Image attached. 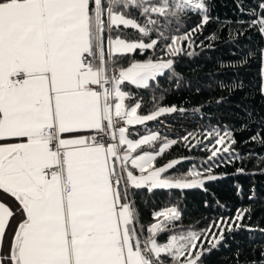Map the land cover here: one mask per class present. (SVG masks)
Here are the masks:
<instances>
[{"label": "snow or ice", "instance_id": "1", "mask_svg": "<svg viewBox=\"0 0 264 264\" xmlns=\"http://www.w3.org/2000/svg\"><path fill=\"white\" fill-rule=\"evenodd\" d=\"M134 7L127 0H0V264H201L225 232L243 229L264 236V229L244 223L251 219L250 208L184 235L172 234L167 224L180 220L177 207L154 211L163 222H141L137 191L207 192L205 183L221 178L213 168L242 157L233 154L203 171L194 169L190 179L169 178L164 174L182 161H156L177 141L165 140L152 151L143 148L160 139L158 132L130 138L127 126L177 111L168 106L140 115L141 102L126 103L136 98L122 88L125 82L148 88L172 68L173 59L146 57L121 67L118 75L110 72L107 57L113 51L151 53L159 43L112 37V29L121 26L154 35L127 15ZM173 7L179 15L200 16L190 33L202 32L209 22L205 0H175ZM240 12L248 19L236 23L264 39V0ZM93 29L99 33L96 42ZM182 39L190 35L177 37L161 55L179 54ZM248 57H258L264 95V46L250 51L245 63ZM121 121L127 126H119ZM215 136V145L227 139L228 146H213L210 159L236 143L231 131ZM249 141L264 144V137L253 135ZM243 173L238 168L235 174ZM236 189L239 195L242 189ZM248 199H255L254 189ZM165 233L168 238L160 241ZM252 264H264V249Z\"/></svg>", "mask_w": 264, "mask_h": 264}, {"label": "trees", "instance_id": "2", "mask_svg": "<svg viewBox=\"0 0 264 264\" xmlns=\"http://www.w3.org/2000/svg\"><path fill=\"white\" fill-rule=\"evenodd\" d=\"M205 2L209 22L202 32L190 33L189 30L199 23L200 16L190 13L186 16L179 15L173 7L175 0H127V4L135 5L127 15L136 20L138 26L145 31L153 30L154 35L144 37L136 29L121 26L112 29V37L119 36L129 40L159 39V43L151 53L140 54L138 51L135 55L113 54L107 57L109 66L120 68L130 66L133 60L144 61L146 57L174 60L172 68L165 70L156 80L150 81L146 89L136 88L130 82L122 85L125 91L133 93L136 98L126 103L132 104L136 100L141 102L142 106L138 110L140 115L151 114L160 107L172 106L177 109L176 114L162 116L166 122L173 124L172 128L177 127V132H162L178 138L177 143L157 159V165H162L169 158L180 154L177 150L183 141L179 137V131L182 128L188 129V126L179 123L176 125V118L173 117L194 121L193 125L198 128V134H209L210 138L215 137L214 140L216 131L223 135L226 130L231 131L236 140L235 144H231L228 153L221 151L213 159H210L211 154L204 156L202 153L196 156L195 150H192L193 154L186 152L182 162L164 174L170 178H190L189 173L194 168L203 171L209 165L218 164L233 154L242 157L233 164L214 167L213 174L221 178L206 182L207 192L200 188L152 192L141 189L136 192V207L145 226L160 220L161 217L154 218V211H163L167 207H177L180 210L179 221H167L168 225L173 226L172 234L177 235L206 229L213 221L221 217H231L238 209L244 208L251 209V219L246 217L244 223L264 229V144L249 141V137L253 135L264 137V95H261L258 57H248L247 62H244L250 51L256 53L258 47L264 46V39L256 32L245 31L247 25L236 23L237 20L248 19L241 14L240 8L247 12L259 0ZM162 4L163 9H155ZM185 35H190V39L181 40L178 47L182 50L179 54L170 56L165 51L161 55V51L174 44L177 37ZM92 38L94 42L99 39V33L95 29ZM189 43L193 47L189 48ZM159 119L155 121L156 125H161ZM245 125L247 130H243ZM147 129V125L134 127L136 133H145ZM157 145L158 141L153 146L145 145L143 150H156ZM226 146L227 139L221 148ZM238 168H243L244 173L235 174ZM236 185L242 189L239 195ZM253 189L255 199L249 200L248 196ZM168 236L165 233L159 240L164 241ZM204 246L207 247V243ZM262 249L264 236L258 232L249 233L243 229L225 232V239L202 257L201 264H252L253 261L261 259ZM165 263L168 264V261L165 260Z\"/></svg>", "mask_w": 264, "mask_h": 264}, {"label": "rangeland", "instance_id": "3", "mask_svg": "<svg viewBox=\"0 0 264 264\" xmlns=\"http://www.w3.org/2000/svg\"><path fill=\"white\" fill-rule=\"evenodd\" d=\"M163 7L164 6L162 4V5H158L155 9L161 10V9H163ZM162 60H164V59H162ZM173 114H176V113L162 114L161 118H162L163 115H173ZM159 118L160 117H158L156 120H158ZM161 118L159 119L161 121V125H156V123H155L156 120L148 121L145 124H143V125H147L148 126V129H147V131L145 133H138L137 132L136 135L129 134L130 138L137 139V138H139L141 136L148 135V134L153 133V132H158L160 134V139L157 140L158 141L157 149L159 148V146L162 145V143L165 142V140H167V141L176 140L177 141V138H178L177 136H171V135H168V134H165V133L162 132V131L177 132V129H176L177 127L174 126L175 128H172V125H173L172 123L166 122L164 120V117L162 119ZM173 118H176V121L174 122V123H176V125H177V123H179V124H182V126H188V129L187 128L186 129L182 128L181 131H179L181 133V136L179 135V137L183 141V144L181 145L179 150H177V153H180V154H178L176 157L169 158L163 164H165L167 162H170L172 159L183 160L184 159L183 155H185L186 152H189L190 154L194 153V151H192V150L196 151V154H197L196 156H199L202 153H204V156H210V154H211V152L213 150V146L218 147V148H221L223 146V145H215V140H214L215 137L210 138L211 135H209V134H206V135L198 134L197 133V132H199L198 128L196 127V125L195 126L193 125L194 121H190L189 119H184V118H181V117H173ZM135 126L136 125L127 126V127H128L129 130H134ZM185 136H188V140L187 141H185L183 139ZM160 140H162V142ZM152 151H154V150H152ZM194 169L197 170L196 168H194ZM177 178H187V177H177ZM213 231H216V229H213Z\"/></svg>", "mask_w": 264, "mask_h": 264}, {"label": "built area", "instance_id": "4", "mask_svg": "<svg viewBox=\"0 0 264 264\" xmlns=\"http://www.w3.org/2000/svg\"><path fill=\"white\" fill-rule=\"evenodd\" d=\"M85 59H87V57H85ZM109 69H110V72L111 71H115L116 74L118 75L120 67L110 65ZM119 126H127V125H126V122L121 121V122H119ZM105 139H106L107 142H110V138L109 137H106ZM164 264H166V263L164 262Z\"/></svg>", "mask_w": 264, "mask_h": 264}, {"label": "crops", "instance_id": "5", "mask_svg": "<svg viewBox=\"0 0 264 264\" xmlns=\"http://www.w3.org/2000/svg\"><path fill=\"white\" fill-rule=\"evenodd\" d=\"M113 54H121V53H115V52L113 51L112 55H113ZM122 88H123V86H122ZM123 90H124V89H123ZM132 131H134L133 133L136 134V131H137V130H136V131H135V130H129V134H133V133H131ZM163 220H164V218L161 217L160 220H159L157 223L162 222Z\"/></svg>", "mask_w": 264, "mask_h": 264}]
</instances>
